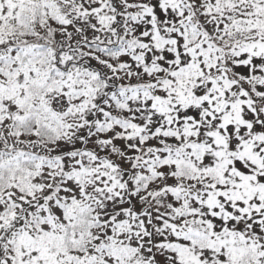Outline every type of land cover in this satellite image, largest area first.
<instances>
[{
  "label": "snow or ice",
  "instance_id": "1",
  "mask_svg": "<svg viewBox=\"0 0 264 264\" xmlns=\"http://www.w3.org/2000/svg\"><path fill=\"white\" fill-rule=\"evenodd\" d=\"M0 264H264V0H0Z\"/></svg>",
  "mask_w": 264,
  "mask_h": 264
}]
</instances>
